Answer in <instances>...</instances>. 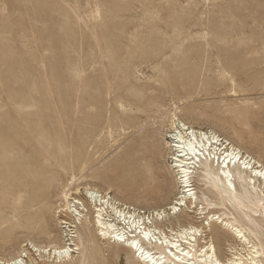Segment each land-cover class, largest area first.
<instances>
[{
    "label": "rangeland",
    "instance_id": "rangeland-1",
    "mask_svg": "<svg viewBox=\"0 0 264 264\" xmlns=\"http://www.w3.org/2000/svg\"><path fill=\"white\" fill-rule=\"evenodd\" d=\"M108 88L127 105L134 101L130 94L143 99L132 103L133 112H123ZM12 104L34 106L38 123L33 126L42 120L57 137L55 144L82 145L87 155L74 151V167L47 169L55 180L50 195L45 194L44 221L33 219L39 223L35 232L10 225L0 230L1 256L25 243L61 244L60 222L66 220L53 212L73 175L71 189L84 192L94 186L145 211L165 207L179 193L169 151L160 149L173 115L246 147L255 136L264 141V132L256 129L264 126V0H0V105ZM33 150L14 157L36 166L37 159L27 157ZM52 150L54 157L60 155L57 146ZM23 169L19 163L11 169L0 166V201ZM155 172L165 184L159 194L147 180ZM47 185L29 186L26 198ZM211 208L206 214L184 208L181 224L202 225L208 213L225 212ZM209 232L205 229L203 238ZM229 241L220 246L227 258L234 244ZM95 242L94 257L81 263L75 255L72 263L129 264L123 246L110 249L104 241ZM29 254L34 264H60L34 249Z\"/></svg>",
    "mask_w": 264,
    "mask_h": 264
},
{
    "label": "bare ground",
    "instance_id": "bare-ground-1",
    "mask_svg": "<svg viewBox=\"0 0 264 264\" xmlns=\"http://www.w3.org/2000/svg\"><path fill=\"white\" fill-rule=\"evenodd\" d=\"M78 78L81 77L78 75ZM230 80L235 84L233 76ZM230 93L237 95L233 89ZM107 95L113 96L118 108L129 113L133 112L132 103L137 104L143 99V96L130 94L134 101L127 105L119 92L108 88ZM246 109L252 111L255 106ZM37 116L38 110L32 105H0V166L11 169L19 163L24 168L20 177L9 186L10 190L2 194L0 230L10 225L12 230L23 228L35 232L39 223L34 224L33 219L39 217L44 221L45 194L50 195L55 180L50 177L52 171L47 169H65L64 164L68 168L74 167V151L87 155L82 145L74 149L55 144L57 137L51 136L47 127H42V120L39 127V124L33 126L38 123ZM110 119L107 118L109 122ZM167 125L169 135L160 149L169 151V168L179 186V193L171 203L145 211L139 205L114 199L110 191L101 194L98 189H93L94 186L86 185L88 188L84 192L80 188L71 189L76 182L73 175L61 193V204L53 212L57 219L62 215L66 220L59 221L64 226H61L64 229L61 244L37 246L33 242L25 243L10 256V253L0 255V264H34L35 260L29 254L33 249L41 258L46 255L60 264H75L72 263L75 255L81 258V263H86V258L94 257L97 250L95 239L106 242L110 249L123 246L128 251L129 264H264V141L261 136L254 135L246 147L231 136L219 135L212 128L184 122L176 114ZM256 129L263 134L262 124ZM97 138H101L99 134ZM55 145L60 152L57 157L52 150ZM158 147H154L155 150H159ZM33 148L35 150L27 157L36 158V166L34 161L33 166H29V162L26 165L14 157L20 151ZM79 157L76 155L75 160ZM147 180L152 182L154 193L159 194L164 189L159 173H150ZM40 182L48 185L40 189L32 201L27 199V188ZM211 206L225 212L208 213L206 223L202 225L181 224L185 218L184 208H197L196 211L206 214V210H212ZM22 221L27 225L21 224ZM205 229L211 234L203 238ZM44 234L51 237L50 233ZM68 237L70 239L66 240ZM229 239L234 244H230L227 258L220 246L229 243ZM199 241L203 246H199Z\"/></svg>",
    "mask_w": 264,
    "mask_h": 264
},
{
    "label": "built area",
    "instance_id": "built-area-1",
    "mask_svg": "<svg viewBox=\"0 0 264 264\" xmlns=\"http://www.w3.org/2000/svg\"><path fill=\"white\" fill-rule=\"evenodd\" d=\"M145 241V239H143Z\"/></svg>",
    "mask_w": 264,
    "mask_h": 264
}]
</instances>
